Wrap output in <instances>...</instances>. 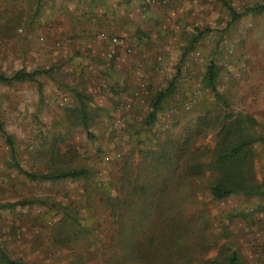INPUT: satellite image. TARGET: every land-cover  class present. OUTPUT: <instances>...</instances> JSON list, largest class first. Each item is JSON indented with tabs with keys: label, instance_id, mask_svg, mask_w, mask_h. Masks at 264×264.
Returning <instances> with one entry per match:
<instances>
[{
	"label": "rangeland",
	"instance_id": "obj_1",
	"mask_svg": "<svg viewBox=\"0 0 264 264\" xmlns=\"http://www.w3.org/2000/svg\"><path fill=\"white\" fill-rule=\"evenodd\" d=\"M260 5L264 0H0V73L43 72L36 82L0 84V124L13 137L17 162L33 174L91 172L88 181H32L16 170L0 133V244L12 259L135 264L139 252L126 231L132 218L124 217L120 231L108 194L125 203L129 178L145 176L144 155L164 143L195 139L213 167L220 132L237 120L261 140L246 162L252 182L264 187V14L232 23L233 13ZM212 62L221 99L204 81ZM173 81L151 124L158 96ZM209 179L182 189L176 264L225 261L232 253L239 264H264V194L214 201ZM150 229L138 240L152 255L146 264L161 240Z\"/></svg>",
	"mask_w": 264,
	"mask_h": 264
},
{
	"label": "trees",
	"instance_id": "obj_2",
	"mask_svg": "<svg viewBox=\"0 0 264 264\" xmlns=\"http://www.w3.org/2000/svg\"><path fill=\"white\" fill-rule=\"evenodd\" d=\"M262 14H264V5L248 9L243 14L233 13L232 23L234 24L249 15L258 16ZM41 74H43L42 71L27 72L26 70H20L11 76L0 73V84L13 85L36 82ZM217 80L218 67L212 62L207 68L204 81L207 89L216 98L221 99V94H219L217 88ZM174 89L175 81L172 82L166 92L158 96L149 117L151 124L156 121L159 105ZM81 115L85 122L84 110H82ZM86 124L85 126H87ZM252 124H255V122L252 121ZM209 125L212 126V122ZM199 129L197 134L200 133ZM0 133L10 148L14 167L28 179L42 182L90 180L91 172L86 168L56 169L50 170L47 174L26 173L17 162V151L13 137L6 132L3 124H0ZM219 137L213 167L207 165L206 161L203 162L200 155H198L199 151L196 148L195 139L188 138L184 142L176 140L171 143H164V145L144 155L143 164L146 175L138 177L135 182H131L129 178L126 185L127 201L125 200V203L118 204L120 202L119 196L108 194L107 201L113 202L110 211L113 213L120 231H122L121 226L124 217L130 216L132 218L126 231L129 236V247L134 253L139 252L135 264H146L148 263V256H152L147 255L145 247L140 246L141 242L138 245L139 238L144 236L152 226L153 228L149 231L150 234L156 236V233L161 232L159 236H156H161V240L156 248V250L158 249L156 254L153 255V264H176L175 256L179 250L175 249V243L178 244L180 231H182L181 224L185 219V211L180 206V204L183 205L187 194L182 190L183 188L191 187L198 181H204L209 176L208 191L214 201H223L238 194L246 196L264 194V187H258L252 182V165L246 162L248 158H252L254 147L261 140L250 135L239 120L224 125ZM192 150H196V152ZM208 168H213L214 172L211 173ZM116 193H118L117 190ZM177 202H179V205L174 204ZM121 206H125L124 211L123 208L121 210ZM165 208H167L166 213L162 217ZM63 214V218L67 221L72 219L67 217L65 212ZM124 224L126 225L125 221ZM155 227L158 230H155ZM160 229L161 231H159ZM138 246L141 249H138ZM0 264L26 263L12 259L0 244ZM206 264H239V256L237 253H232L225 261L210 260Z\"/></svg>",
	"mask_w": 264,
	"mask_h": 264
}]
</instances>
